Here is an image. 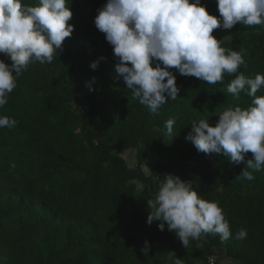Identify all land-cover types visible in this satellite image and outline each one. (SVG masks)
Masks as SVG:
<instances>
[{
  "label": "trees",
  "instance_id": "trees-1",
  "mask_svg": "<svg viewBox=\"0 0 264 264\" xmlns=\"http://www.w3.org/2000/svg\"><path fill=\"white\" fill-rule=\"evenodd\" d=\"M106 2L67 0L72 35L51 63L30 62L0 107V115L17 121L0 128V264H170L177 256L183 264H206L215 253L218 264H264V165L248 169L255 177L249 181L240 174L251 152L236 164L186 139L192 122L215 123L227 108L251 106L245 90L237 99L227 87L239 72L264 74V25L214 29L247 67L214 85L172 69L178 96L153 114L127 89L113 47L95 26ZM201 2L219 17L216 0ZM0 59L12 63L3 53ZM170 118L172 136L165 128ZM167 173L191 181L201 198L222 208L228 240L209 233L185 248L167 225L161 231L159 221L147 223L154 179ZM241 228L247 236L237 239Z\"/></svg>",
  "mask_w": 264,
  "mask_h": 264
},
{
  "label": "clouds",
  "instance_id": "clouds-1",
  "mask_svg": "<svg viewBox=\"0 0 264 264\" xmlns=\"http://www.w3.org/2000/svg\"><path fill=\"white\" fill-rule=\"evenodd\" d=\"M216 3L219 17L211 14L201 0H107L98 9L94 23L113 47L117 73L123 77L127 89L153 114L169 98L175 100L178 96L172 69L214 85L223 82L225 73L237 74L242 65L247 67L242 53L222 47L225 37L217 39L213 30L231 29L237 23L264 25V0H216ZM72 16L67 0H39L37 6L22 0H0V53L12 61L9 64L0 59V107L7 104L17 78L30 62L53 61L54 53L73 33L75 26L69 23ZM98 64L99 61H93L90 67L96 69ZM85 86L94 90L91 81H86ZM262 87L264 74L251 78L239 72L229 83L227 93L238 99L245 90L253 98L251 106L227 108L215 123L207 119L194 121L186 136L199 152L222 153L236 164L251 152L252 158L240 174L249 181L255 179L253 171L264 165V95H257ZM16 124L15 119L0 115V128L11 129ZM174 124V118L165 122L166 135H173ZM154 182L157 183L154 198L147 200L149 225L159 221L161 231L167 225L185 248L190 239L200 240L209 233L219 234L221 241L231 237L222 208L201 198L191 181L167 173ZM246 236L243 228L236 233L237 239ZM142 251L148 255L147 241ZM169 260L170 264H183L178 256Z\"/></svg>",
  "mask_w": 264,
  "mask_h": 264
},
{
  "label": "built area",
  "instance_id": "built-area-1",
  "mask_svg": "<svg viewBox=\"0 0 264 264\" xmlns=\"http://www.w3.org/2000/svg\"><path fill=\"white\" fill-rule=\"evenodd\" d=\"M220 256L218 254H210L207 257L206 264H218Z\"/></svg>",
  "mask_w": 264,
  "mask_h": 264
},
{
  "label": "crops",
  "instance_id": "crops-1",
  "mask_svg": "<svg viewBox=\"0 0 264 264\" xmlns=\"http://www.w3.org/2000/svg\"><path fill=\"white\" fill-rule=\"evenodd\" d=\"M223 264H239V263H235V262H233L232 260H229V259H224L223 260Z\"/></svg>",
  "mask_w": 264,
  "mask_h": 264
}]
</instances>
